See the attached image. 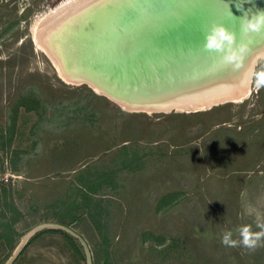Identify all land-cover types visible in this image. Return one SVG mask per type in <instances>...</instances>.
<instances>
[{
    "label": "rangeland",
    "instance_id": "rangeland-1",
    "mask_svg": "<svg viewBox=\"0 0 264 264\" xmlns=\"http://www.w3.org/2000/svg\"><path fill=\"white\" fill-rule=\"evenodd\" d=\"M63 1L0 0V264H264L221 242L264 216V88L127 111L35 43Z\"/></svg>",
    "mask_w": 264,
    "mask_h": 264
},
{
    "label": "bare ground",
    "instance_id": "bare-ground-1",
    "mask_svg": "<svg viewBox=\"0 0 264 264\" xmlns=\"http://www.w3.org/2000/svg\"><path fill=\"white\" fill-rule=\"evenodd\" d=\"M161 1L64 0L54 10H49L50 13L45 19L42 18L44 20L33 34L34 41L51 56L56 63L58 74L65 82L87 84L98 94L109 97L127 111H203L221 103L247 98L252 89L251 70H254L260 57L264 56V31L244 34L236 33L235 29H228L235 33L237 45L245 43L250 49L243 67L238 71H234L231 65L223 64L220 54L201 52L197 54V59L186 60V64L164 61L158 65L156 71L145 74L147 63L144 53L143 63V59L136 61L133 55L130 57V62L136 61L137 70L144 74L136 77L127 66L122 72L115 69L113 59H107V62L99 65L101 57L94 55L99 51L95 50L92 65H88L82 58L83 54L75 52L82 48L77 44L81 40L80 36L82 39L85 37L84 28L88 27L86 34L91 30L87 34L90 37L97 30L98 35L96 33L95 37L98 39H114V31L118 27L132 21L137 13L149 11L151 6L155 7ZM113 5H118L120 9L114 13L113 18L108 19L112 10L109 7ZM100 11L102 12L99 14ZM105 13V23H96ZM142 50L146 52L147 49L143 47ZM195 64H198L197 69H194ZM140 97L144 100H138ZM153 97H158L159 100ZM29 234L23 237V241Z\"/></svg>",
    "mask_w": 264,
    "mask_h": 264
},
{
    "label": "water",
    "instance_id": "water-1",
    "mask_svg": "<svg viewBox=\"0 0 264 264\" xmlns=\"http://www.w3.org/2000/svg\"><path fill=\"white\" fill-rule=\"evenodd\" d=\"M109 8L112 10L108 19H111L120 8L118 5ZM259 11H264V0H162L155 7L151 6L149 11L137 13L132 21L118 27L114 31V39H98L95 37L96 33L98 35L97 30L90 37L87 34L91 30L86 34L88 27L84 28L85 37L82 39L80 36L81 40L77 44L82 48L75 52L83 54L82 58L88 65H92L93 54L95 50L99 51L94 54L102 59L99 60V65L107 62V59H113L115 69L122 72L127 66L132 69L134 76L140 77L143 73L137 70L136 61L143 59V63L144 53L147 63L145 74L156 71L158 65L164 61L186 64V60L197 59L198 53L206 52L203 48L204 35L212 25L219 24L227 29H235L236 33L243 32V18H251ZM105 16L106 13L101 20L98 18L96 23H105ZM108 27L104 28L107 30ZM143 47L147 49L146 52L142 50ZM132 55L136 61L130 62ZM197 66L198 64L194 69H197ZM142 98L138 100H144ZM153 98L159 100L158 97Z\"/></svg>",
    "mask_w": 264,
    "mask_h": 264
},
{
    "label": "clouds",
    "instance_id": "clouds-1",
    "mask_svg": "<svg viewBox=\"0 0 264 264\" xmlns=\"http://www.w3.org/2000/svg\"><path fill=\"white\" fill-rule=\"evenodd\" d=\"M241 27L244 34L264 31V11L257 12L251 18L244 17ZM203 48L206 52L220 54L222 63L231 65L234 71H238L243 67L244 60L250 51L249 46L245 43L237 45L235 33L219 24L212 25L205 33ZM260 59L264 60V56ZM251 76L257 90L264 88V67L251 70ZM248 211L250 215L255 213L254 223L259 231L254 232L252 225H240L235 229L239 239L234 240L232 238L233 232L226 230L222 233L221 242L223 245L229 247L243 246L250 251L261 246V241L264 239V216L256 213L254 208H249Z\"/></svg>",
    "mask_w": 264,
    "mask_h": 264
},
{
    "label": "trees",
    "instance_id": "trees-1",
    "mask_svg": "<svg viewBox=\"0 0 264 264\" xmlns=\"http://www.w3.org/2000/svg\"><path fill=\"white\" fill-rule=\"evenodd\" d=\"M65 234V233H64Z\"/></svg>",
    "mask_w": 264,
    "mask_h": 264
}]
</instances>
